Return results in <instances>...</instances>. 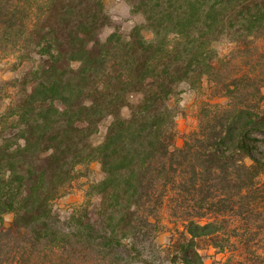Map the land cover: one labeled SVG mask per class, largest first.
Returning <instances> with one entry per match:
<instances>
[{"label":"trees","instance_id":"obj_1","mask_svg":"<svg viewBox=\"0 0 264 264\" xmlns=\"http://www.w3.org/2000/svg\"><path fill=\"white\" fill-rule=\"evenodd\" d=\"M126 1L142 21L123 34L108 29L104 0H0V51L39 56L7 105L0 94V218L13 215L0 224V264H63L89 252L102 264H161L154 241L167 207L185 221L172 262L203 264L200 250H237L231 239L255 253L264 0ZM222 43L248 65L259 53L260 74L224 75ZM204 79L227 102L205 105L199 129L178 146L171 99L180 83ZM91 162L101 178L90 179ZM82 179L87 205L66 218L74 228H60L54 201Z\"/></svg>","mask_w":264,"mask_h":264},{"label":"rangeland","instance_id":"obj_2","mask_svg":"<svg viewBox=\"0 0 264 264\" xmlns=\"http://www.w3.org/2000/svg\"><path fill=\"white\" fill-rule=\"evenodd\" d=\"M105 8L111 18V26L108 29L118 28L123 34H126L130 31L132 26L135 23L141 22L142 19L138 15H134L131 12V7L126 0H104ZM256 48L260 52L259 55L264 53V39H259L255 43ZM235 46L230 43H222L219 46L220 54L223 58H226L224 62V75H231L233 71L235 73H248L256 69L259 71V74L262 70L261 67L256 66V61H258V54L254 52L255 59L251 65L246 64L245 53H240L238 50H233ZM19 49V50H18ZM255 50V49H254ZM22 51L19 47L15 49H9L7 51H0V94L4 95L3 105L9 103V95H13L17 88L12 86L17 83L15 82L18 79H22L25 72L29 71L32 68H35L39 61V56L33 53V57L30 59H22ZM251 59V58H250ZM253 59V57H252ZM253 61V60H252ZM248 63V62H247ZM233 76H231L232 79ZM260 77V76H259ZM213 83H210L206 79L202 81L201 84H195L191 86L187 82L180 83L176 90L177 94L173 96L170 102V107L173 109L175 130H176V142L178 146H182L184 141L187 139L188 135L199 129L200 119L203 108H208L205 105H214L226 104L227 100L225 98L214 97L213 93ZM262 94L264 95V88L261 89ZM130 98L135 100V95H131ZM264 107V101H263ZM205 114V111L203 115ZM107 122L103 123L100 128V134L95 136V141H100V137L105 133ZM257 137V145L259 146L260 153H264V132L255 134ZM248 163L249 161L246 160ZM90 169V179H99L102 176L100 164L97 162H91L89 165ZM261 179L264 181V174L261 175ZM81 185L76 184L71 188L67 195L60 197L54 201V211L58 214L60 222L58 227L71 229L75 225V222L66 223V218L71 213H79L87 205L88 198L85 195L86 184L84 183L85 179L80 180ZM83 183V184H82ZM91 208L94 206V203H91ZM170 208H166L162 212L161 218V227L159 233L155 238V244L157 250L159 251L161 257V264H183L179 261L172 262L170 258L174 255L173 248L171 246L179 238L180 232L185 228V221L176 220L169 211ZM13 219V215L8 213L4 214L0 218V224L3 223L4 226H9ZM66 230V231H68ZM261 230V229H260ZM261 233L256 237L255 242L258 241V245L253 247L255 253L253 256H249L243 252L242 245L240 241L231 239L233 246L235 248L219 250L214 248L211 245H207L204 249L200 250V253L205 255L203 264H231L232 262H237L239 260L248 264L249 261H258L264 264V228L260 231ZM263 238V240H262ZM262 240V241H261ZM171 248V249H170ZM170 249L169 251H167ZM95 252H89L86 254L85 259L79 261L78 258H75L74 254L71 256L74 257L75 262H69L67 264H102V261H96L97 256H94ZM99 257V256H98ZM249 260V261H247ZM63 263V264H66ZM158 263V262H157ZM62 264V262H61ZM143 264V263H137Z\"/></svg>","mask_w":264,"mask_h":264}]
</instances>
